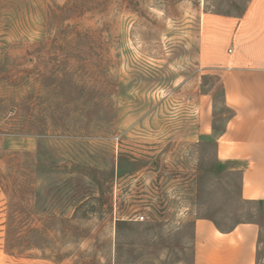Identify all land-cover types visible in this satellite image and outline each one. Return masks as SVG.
<instances>
[{"label": "rangeland", "instance_id": "1", "mask_svg": "<svg viewBox=\"0 0 264 264\" xmlns=\"http://www.w3.org/2000/svg\"><path fill=\"white\" fill-rule=\"evenodd\" d=\"M243 1L0 0L4 251L28 247L34 264H192L191 222L207 217L258 223L264 264V202L241 199L239 164L174 121L187 102L196 119L200 91L216 131L231 115L218 77L199 75L196 35L201 11Z\"/></svg>", "mask_w": 264, "mask_h": 264}, {"label": "crops", "instance_id": "2", "mask_svg": "<svg viewBox=\"0 0 264 264\" xmlns=\"http://www.w3.org/2000/svg\"><path fill=\"white\" fill-rule=\"evenodd\" d=\"M196 47L199 75L218 77L223 105L231 115L216 131L212 96L200 91L196 119L191 114L193 104L187 102L189 115L176 116L175 124L184 121L182 139L186 141L212 139L219 162L239 164L231 170L240 173V198L264 202V0H244L240 10L232 13L201 11ZM189 85L187 81L184 86ZM8 205L7 198L0 197L1 237L13 227ZM191 223L192 264H259L258 223L239 222L229 229L218 228L207 217ZM19 249L7 252L0 246V264L2 260L4 264H34L28 247L25 252Z\"/></svg>", "mask_w": 264, "mask_h": 264}]
</instances>
